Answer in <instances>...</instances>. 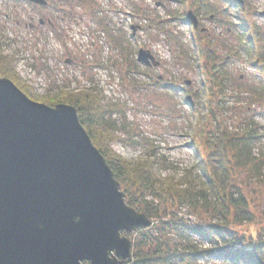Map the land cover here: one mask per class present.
Masks as SVG:
<instances>
[{
  "label": "rangeland",
  "instance_id": "rangeland-1",
  "mask_svg": "<svg viewBox=\"0 0 264 264\" xmlns=\"http://www.w3.org/2000/svg\"><path fill=\"white\" fill-rule=\"evenodd\" d=\"M47 1L48 7L40 9L23 0H0V27L3 31L0 33L3 37L0 51L11 57L21 80L19 84L35 102L51 106L47 102L58 101L61 90L84 91L98 86L103 91L104 106H123L126 119L116 114L113 120L118 126L131 124L135 132L142 133L144 140L141 141L143 146H136L127 135L118 133L120 139L111 144V150L118 156L136 162L156 154L159 158L154 170L156 176L174 177L177 181L184 172L198 170L201 159L211 162L212 152L208 144L193 141L192 127L197 123L203 128L208 122V127L205 125L208 131L220 125L224 130L241 132L253 119L264 132V101L256 103L250 90L256 79L264 84V75H259L261 69L254 63L257 60L258 65L261 64L264 49H260L256 41L252 47L255 52L249 51L248 54L242 50L237 40L243 39L238 32L241 30L238 25L240 15L227 1L210 0L216 3V12L212 13L213 20L204 17L202 28L205 33L201 41L187 24H176L167 17L166 9L186 11L191 0L182 5L176 0ZM158 4L166 7H157ZM162 19L167 20L166 23L151 26ZM244 19L264 36V0H245ZM101 20L127 32L130 24L146 27L137 33L132 45L151 50L161 67L145 73H128L123 63L122 66L115 65L122 57L112 51L107 34L97 31L96 26L99 27ZM170 34L183 41L191 59L184 58L176 50L175 38L170 39ZM228 42L231 49L242 50L241 58L230 60L227 66L228 73L234 77L227 88L228 99L214 102L211 107L201 83L209 76L198 66L204 67L207 63L210 48L219 58L225 57ZM205 47L208 50L204 56L201 49ZM187 81L191 82L189 86L185 84ZM171 83L175 89L168 88ZM164 84H167L166 88ZM239 85L245 86V95H237ZM260 89L262 86L258 91H263ZM216 95L218 98L219 93ZM188 96H191L193 105L187 101ZM257 151L264 154V139ZM236 181L257 216L254 224L243 226L241 230L255 236L264 226V181L249 172L238 173ZM179 214L194 219L187 208ZM135 233L125 234V237L132 240Z\"/></svg>",
  "mask_w": 264,
  "mask_h": 264
},
{
  "label": "trees",
  "instance_id": "trees-1",
  "mask_svg": "<svg viewBox=\"0 0 264 264\" xmlns=\"http://www.w3.org/2000/svg\"><path fill=\"white\" fill-rule=\"evenodd\" d=\"M234 5L237 7L235 1ZM190 8L195 10L198 17L212 16L216 12L213 3L208 0H192ZM237 8L242 13L239 25L243 33L240 37L243 39H237L242 50L248 54L249 51L255 52L252 47L256 41L259 48L264 49V36L244 19L243 9L239 5ZM181 16L178 11L168 12L170 21H180ZM166 21H155L153 25L160 26ZM98 25V29L107 34L112 51L122 57L115 65L123 63L128 73L151 71L137 62L138 48L132 45L126 31L110 25L106 20H101ZM170 35V39L175 38L173 44L176 50L188 58L190 54L183 41L174 34ZM199 38L203 40L201 35ZM2 39L0 37V42ZM227 47L228 53L223 58H219L215 50L210 48L207 63L200 67L209 76L201 83L205 97L208 96L206 103L211 107L214 102H226L228 99L227 88L231 86L234 77L228 73L227 66L230 60L241 58L242 50L231 49V44ZM260 59L262 61L258 68L261 69L260 74L264 75V53ZM0 77L10 79L27 94L19 84L21 80L14 70L13 60L1 51ZM262 82L256 79L255 84L250 85L256 103L264 101ZM260 86L263 91H258ZM238 88L237 95L246 94L245 86L239 85ZM68 90H61L57 98L59 100H50L47 104L53 107L64 103L76 108L82 126L126 194L127 204L152 221L151 228L138 231L135 238L132 237V259L126 264H264V226L259 228L255 236L241 230L243 226L254 224L257 216L251 211L236 181L237 174L241 172H249L264 181V154L257 151L264 139L261 126L252 119L241 132L227 131L220 125L208 131V122L205 123L207 127L204 125L203 128L197 123L192 127L193 141L195 144L198 141L208 144L212 152L211 162L201 159L198 170L184 172L176 181L174 177L156 176L154 170L159 159L156 154L148 156L144 161L132 162L111 150V144L120 139L118 133L127 135L132 144L143 146L142 133L135 132L131 124L122 123L118 126L116 120H113L116 114L126 119L123 106H104L103 91L98 86L84 91ZM210 166L212 169H209ZM185 208L193 213L194 219L180 216L179 212Z\"/></svg>",
  "mask_w": 264,
  "mask_h": 264
},
{
  "label": "water",
  "instance_id": "water-1",
  "mask_svg": "<svg viewBox=\"0 0 264 264\" xmlns=\"http://www.w3.org/2000/svg\"><path fill=\"white\" fill-rule=\"evenodd\" d=\"M138 61L160 65L145 50ZM151 226L127 204L75 107L35 102L0 78V264H126L125 234Z\"/></svg>",
  "mask_w": 264,
  "mask_h": 264
},
{
  "label": "flooded vegetation",
  "instance_id": "flooded-vegetation-1",
  "mask_svg": "<svg viewBox=\"0 0 264 264\" xmlns=\"http://www.w3.org/2000/svg\"><path fill=\"white\" fill-rule=\"evenodd\" d=\"M242 4H245V1H244V0H243ZM47 7H48V5H46L45 7H43V9H44V8H47ZM40 9H42V8H40ZM202 21H203V19H201V21H199V27H198V28H199L202 32H204L205 30L202 28ZM41 23L44 24L45 22L41 20ZM204 33H205V32H204Z\"/></svg>",
  "mask_w": 264,
  "mask_h": 264
}]
</instances>
